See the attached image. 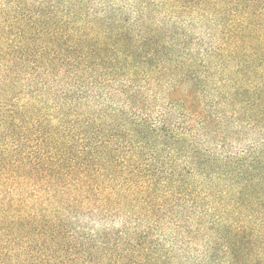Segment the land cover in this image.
Here are the masks:
<instances>
[{
    "label": "trees",
    "instance_id": "16d2710c",
    "mask_svg": "<svg viewBox=\"0 0 264 264\" xmlns=\"http://www.w3.org/2000/svg\"><path fill=\"white\" fill-rule=\"evenodd\" d=\"M0 264H264V0H0Z\"/></svg>",
    "mask_w": 264,
    "mask_h": 264
}]
</instances>
